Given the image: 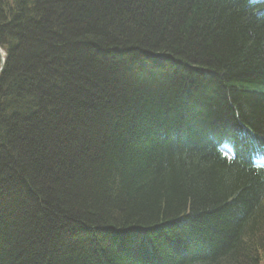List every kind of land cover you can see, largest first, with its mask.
<instances>
[{"label":"trees","instance_id":"trees-1","mask_svg":"<svg viewBox=\"0 0 264 264\" xmlns=\"http://www.w3.org/2000/svg\"><path fill=\"white\" fill-rule=\"evenodd\" d=\"M0 49V264H264V0H0Z\"/></svg>","mask_w":264,"mask_h":264},{"label":"water","instance_id":"water-1","mask_svg":"<svg viewBox=\"0 0 264 264\" xmlns=\"http://www.w3.org/2000/svg\"><path fill=\"white\" fill-rule=\"evenodd\" d=\"M4 53L0 50V70L4 64Z\"/></svg>","mask_w":264,"mask_h":264}]
</instances>
